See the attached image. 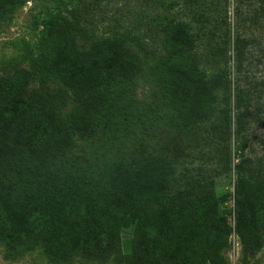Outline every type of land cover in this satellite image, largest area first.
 <instances>
[{
	"label": "trees",
	"instance_id": "1",
	"mask_svg": "<svg viewBox=\"0 0 264 264\" xmlns=\"http://www.w3.org/2000/svg\"><path fill=\"white\" fill-rule=\"evenodd\" d=\"M23 1L0 0V16ZM73 17L48 12L24 57L27 66L0 75V242L8 256L34 246L59 264L76 255L104 256L118 249L123 227L133 232L128 264H228L223 249L232 232L245 256L256 254L264 246V158L245 155L246 142L238 145L234 164L233 227V210L225 204L230 193L217 194L213 179L173 185L178 148L153 151L141 143L115 157L110 186L102 189L86 156L76 155L77 142L129 114L147 58L125 33L82 46V27ZM162 33L158 91L177 123L170 121L198 134L215 110L216 90L227 93L231 82L223 73L206 78L188 24L172 19ZM246 44L242 37L235 41L239 73ZM261 92L236 83L233 107L224 94L213 125L221 142L229 140L232 125L241 139L249 120H260L253 101ZM218 145L220 171L232 170L228 144Z\"/></svg>",
	"mask_w": 264,
	"mask_h": 264
},
{
	"label": "rangeland",
	"instance_id": "2",
	"mask_svg": "<svg viewBox=\"0 0 264 264\" xmlns=\"http://www.w3.org/2000/svg\"><path fill=\"white\" fill-rule=\"evenodd\" d=\"M50 11H61L70 19L77 15L82 27L78 35L82 46H88L93 39L101 36L125 33L147 58L132 89L129 114L113 117L109 125L101 128L96 135L77 142L79 148H75L76 155L86 156L89 169L102 189L110 186L108 173L115 157L130 154L141 143L153 151L164 150L165 147L178 148L182 154L175 165L178 181L173 185L184 187L186 179L191 177L213 179L217 194L230 193L225 204L233 210L228 219L233 227L237 178L234 164L238 162V145L246 142L245 155L264 158V92L257 101H253V108H259L260 120L250 119L241 139L234 135L233 125L226 143L221 142L218 133L213 131L214 122H218V115L224 106L226 92L223 89L216 90L215 110L210 119L202 124L198 134L193 129L178 128L173 112L164 106L157 87L162 29L172 19L189 25L202 71L207 79L223 73L231 82V89L226 95L233 107L236 83L245 85L251 91L264 89L260 84L264 81V0H24L6 15L0 16V75L14 66H27L24 57L37 41L42 19ZM239 37L247 43V60L242 73L237 72L235 51V41ZM218 144H228L233 160L232 170L220 171L218 151L222 146ZM132 236V229L123 227L116 251L99 257L76 255L67 264H128L125 256L132 248ZM223 254L228 264H264V246L256 254L245 256L241 240L234 232L229 236ZM0 264L59 263L52 261L40 246L26 249L17 256H8L4 243L0 242Z\"/></svg>",
	"mask_w": 264,
	"mask_h": 264
}]
</instances>
